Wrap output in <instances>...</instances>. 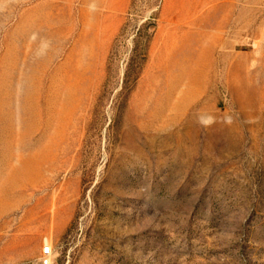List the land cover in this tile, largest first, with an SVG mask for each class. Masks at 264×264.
Here are the masks:
<instances>
[{"label": "rangeland", "instance_id": "1", "mask_svg": "<svg viewBox=\"0 0 264 264\" xmlns=\"http://www.w3.org/2000/svg\"><path fill=\"white\" fill-rule=\"evenodd\" d=\"M264 264V0H0V264Z\"/></svg>", "mask_w": 264, "mask_h": 264}, {"label": "built area", "instance_id": "2", "mask_svg": "<svg viewBox=\"0 0 264 264\" xmlns=\"http://www.w3.org/2000/svg\"><path fill=\"white\" fill-rule=\"evenodd\" d=\"M50 257H51V248L49 245H47L42 249L40 264H51Z\"/></svg>", "mask_w": 264, "mask_h": 264}]
</instances>
